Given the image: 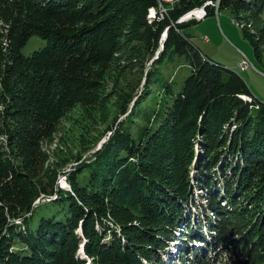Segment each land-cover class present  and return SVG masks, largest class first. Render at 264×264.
I'll list each match as a JSON object with an SVG mask.
<instances>
[{"label": "trees", "instance_id": "trees-1", "mask_svg": "<svg viewBox=\"0 0 264 264\" xmlns=\"http://www.w3.org/2000/svg\"><path fill=\"white\" fill-rule=\"evenodd\" d=\"M207 1L0 0V264H166L172 242L179 264H264V102L191 43L186 29L202 20L180 18ZM223 10L243 22L264 71V0H220ZM34 35L48 43L24 55ZM177 56L191 73L151 130L150 76ZM139 63L135 98L127 74ZM140 117L149 124L137 137ZM195 206L211 241L186 214Z\"/></svg>", "mask_w": 264, "mask_h": 264}, {"label": "rangeland", "instance_id": "rangeland-1", "mask_svg": "<svg viewBox=\"0 0 264 264\" xmlns=\"http://www.w3.org/2000/svg\"><path fill=\"white\" fill-rule=\"evenodd\" d=\"M161 1L173 2L174 0H161ZM207 5L216 6V2H213V0H208L206 6ZM206 6L194 8L188 11L186 15L180 18L181 21L183 20L188 21L189 19H193V18L202 20L196 23H192L191 26L188 29H186L187 33L190 36L191 43L195 47L199 48L201 52L211 61L218 63L240 74L246 80L247 84L249 85L254 95L260 101L264 102V76L258 74L249 64L248 60L244 57L247 56L250 58L252 62L255 61L256 63H259L255 55V49L253 43L250 41V39L247 36L244 35L242 28L243 22L233 19L232 14L229 11L223 10L222 12H220V24H221L220 25L217 21L216 16L207 15ZM165 9L166 7L162 8L160 12H163ZM190 12L192 14V17L189 15ZM194 12L199 14V17L195 16ZM157 15L158 12L155 9L150 11V19H154ZM186 16H188V18L184 19ZM235 21H238L240 25ZM162 36H161V42L166 39L167 34H165V31L164 34H162ZM47 43L48 42L46 39L34 35L24 45V47L22 48V53L24 55H30L34 51L45 47ZM162 45L163 43L161 44L160 50L163 49ZM261 53L262 54L260 60L261 62H263L262 64H264V46H262L261 48ZM168 59L164 60L159 66H157L155 74L150 76L149 90L146 97V99L149 101L150 106L146 104V100L145 103H143V109L150 111L152 115L157 114V118L155 121L151 122V124L148 123L146 118L143 119L142 117H140L139 119H137V121L133 124V126H130V130L133 129L137 137L142 133L144 126H146L147 124H149L151 130H154L157 127V125L161 123V120H163V118L166 116L168 111L166 106L171 104L172 94L175 95L177 92H179L182 89L185 79L191 73V65L189 61L185 59V57L177 56L173 61L172 59L171 60ZM243 60H245L248 66H250L248 70H245V68L243 67ZM151 62L152 60L147 62L146 65V67H148L146 69L147 71H149L150 69L149 66ZM124 64L126 65V67H129L125 62ZM140 65H141L140 63L137 64L133 68V70L127 74L129 81L131 83L133 82V84L136 85L135 93H134L135 98L136 96L142 93L145 83V77H143V74L141 76L140 81L138 82L137 80V78L140 76V71H141ZM165 85L170 86V91L167 93H166ZM244 98L248 99L249 101L252 100V97L247 95L244 96ZM161 102H162V109H159ZM62 133L63 131H61V134ZM61 134L58 133L56 135L55 141L52 144H50L49 142H44L43 149L48 154L55 153L57 151L56 148H57V144L59 143L58 141ZM108 136L109 135L104 137L101 142H104ZM61 147L65 148L62 145ZM87 156H89V153L85 155V157ZM72 165L74 164H70L69 166H67L65 170L66 171L70 170L72 168L70 166ZM65 179L66 177L64 175H60L58 177V185L60 186V188L69 190L70 185ZM222 182H223V178L221 177V175H218V184H223ZM194 191H195L194 194H195V202H196L195 204H198L199 202L200 203L205 202L203 193H201L202 191L198 189L196 185L194 186ZM50 196H52L53 198L56 197L55 194ZM51 199L49 198L48 200L41 201L39 204L44 206V204L49 203L50 202L49 200ZM54 212H57V210L55 209ZM62 213L63 212H60L58 214H62ZM186 214H188V216L191 215L192 217L191 223L193 224L192 226L196 230V234L203 235L202 233H200L199 224L203 223L206 220L205 218H207V215L204 214V209L195 206L192 209V212H189L187 210ZM42 215L43 214L41 211H37L35 213L34 221L31 222V226L33 228L37 226ZM212 219L215 220L214 217ZM202 230L205 235V236L203 235V237L206 238L208 241H211L212 237L208 235L209 231L207 226ZM182 241L184 242L183 244L184 247L187 246L191 254L194 250H203L202 243L201 244L197 242L191 243L189 241H186L185 238H183ZM183 242H180L179 246H181V243ZM176 244H177L176 242H172V244H170L168 249L167 248L166 249L167 251H170V253L173 254V259L174 261L177 262L176 264H179L181 262V259L179 258V251H178L179 249L175 247ZM163 259L165 260L166 264H174L173 263L174 261L171 260L167 252L163 255ZM186 264H189V262H186Z\"/></svg>", "mask_w": 264, "mask_h": 264}, {"label": "water", "instance_id": "water-1", "mask_svg": "<svg viewBox=\"0 0 264 264\" xmlns=\"http://www.w3.org/2000/svg\"><path fill=\"white\" fill-rule=\"evenodd\" d=\"M220 0H217L216 1V6H215V16H216V18H217V21H218V23L220 24ZM221 25V24H220ZM247 60H248V62H249V64L252 66V68L258 73V74H261L262 76H264V71L263 70H261V69H259L255 64H254V62H252L251 60H250V58L249 57H247V56H244ZM83 250V249H82ZM81 250V251H82Z\"/></svg>", "mask_w": 264, "mask_h": 264}, {"label": "built area", "instance_id": "built-area-1", "mask_svg": "<svg viewBox=\"0 0 264 264\" xmlns=\"http://www.w3.org/2000/svg\"><path fill=\"white\" fill-rule=\"evenodd\" d=\"M189 15L192 17L191 12H190ZM194 15L197 16V17H199V14H197L196 12H194ZM201 15H202V14H201ZM243 67H244V68H247V67H248V64H247V62H246L245 60H243Z\"/></svg>", "mask_w": 264, "mask_h": 264}, {"label": "bare ground", "instance_id": "bare-ground-1", "mask_svg": "<svg viewBox=\"0 0 264 264\" xmlns=\"http://www.w3.org/2000/svg\"><path fill=\"white\" fill-rule=\"evenodd\" d=\"M188 18V16H186L184 19H187ZM81 253H83L82 251H81Z\"/></svg>", "mask_w": 264, "mask_h": 264}]
</instances>
